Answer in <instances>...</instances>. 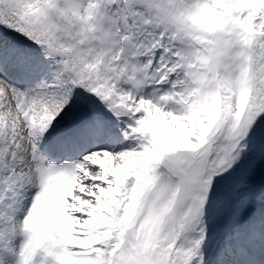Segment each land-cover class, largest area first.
Returning a JSON list of instances; mask_svg holds the SVG:
<instances>
[{"label": "snow or ice", "instance_id": "snow-or-ice-1", "mask_svg": "<svg viewBox=\"0 0 264 264\" xmlns=\"http://www.w3.org/2000/svg\"><path fill=\"white\" fill-rule=\"evenodd\" d=\"M0 264H264V0H0Z\"/></svg>", "mask_w": 264, "mask_h": 264}]
</instances>
